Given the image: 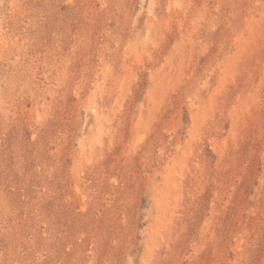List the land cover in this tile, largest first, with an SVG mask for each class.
Returning <instances> with one entry per match:
<instances>
[{"label":"rangeland","instance_id":"374dc122","mask_svg":"<svg viewBox=\"0 0 264 264\" xmlns=\"http://www.w3.org/2000/svg\"><path fill=\"white\" fill-rule=\"evenodd\" d=\"M0 264H264V0H0Z\"/></svg>","mask_w":264,"mask_h":264}]
</instances>
